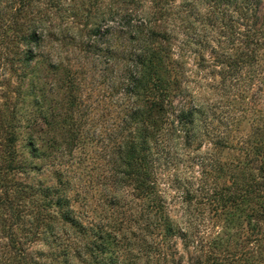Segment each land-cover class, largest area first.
<instances>
[{
	"label": "trees",
	"instance_id": "1",
	"mask_svg": "<svg viewBox=\"0 0 264 264\" xmlns=\"http://www.w3.org/2000/svg\"><path fill=\"white\" fill-rule=\"evenodd\" d=\"M200 4L210 8L200 18L209 28L201 39L198 29L190 31L188 26L172 23V0H0V72L16 74L19 86L30 74L29 86L20 99L21 113L8 112L7 102L0 111L1 186L12 185L7 180L9 173L35 171V164L17 150L21 127H25L31 157L43 161L51 157L49 148L60 146L58 138L66 145L76 138V129L65 117L58 119L59 114L49 108L41 111L38 65L68 64L63 46L67 40H75L69 36L75 23H82L85 38L118 35L124 42L119 84L126 102L125 119L105 145L110 169L104 176L105 204L112 217L97 222L75 210L76 199L53 164L54 182H17L14 189L10 187L14 197L5 199L17 264H152L156 252L164 254L166 261L169 254L174 263V254L168 252L176 244L173 237L182 239L188 255H198L194 264L204 263L200 258L203 244L195 236L198 222L191 207L195 196L191 183L184 184L182 199L188 205H181L184 212L180 219L170 214L162 185L164 171L182 163L188 148L195 145L199 150L202 145L198 139L201 108L193 104L177 109L175 104L184 102L189 88L184 54L188 48L201 54L210 46L214 54L221 48L219 56L230 67V76L239 74L256 61L258 49L264 46V20L263 0H201ZM114 51L119 52L117 47ZM49 130L54 135L42 139L40 134ZM214 144L224 146L225 141ZM258 148L264 154V147ZM196 157L193 162L202 167L214 165L206 162L204 155H198L197 161ZM247 195L234 194L233 202ZM17 230L26 231L27 248L22 247ZM38 238L43 247H35ZM208 261L206 258L204 264Z\"/></svg>",
	"mask_w": 264,
	"mask_h": 264
},
{
	"label": "rangeland",
	"instance_id": "2",
	"mask_svg": "<svg viewBox=\"0 0 264 264\" xmlns=\"http://www.w3.org/2000/svg\"><path fill=\"white\" fill-rule=\"evenodd\" d=\"M172 2V23L181 28L188 26L190 31L198 29L199 39L203 38L208 26L200 18L209 11V6L200 4L201 0ZM261 16L264 20V0ZM86 33L80 22L70 30L69 36L75 40L69 39L63 46L69 56L68 64L51 68L45 62L38 65L41 111L44 113V109L49 108L53 114H59L58 119L65 117V122L76 129L75 140L66 145L58 138L60 146L49 148L51 157L43 161L31 157L25 127H21L17 131V150L24 159L35 164V171L9 173L7 180L14 187L17 182L37 184L40 180L46 185L48 181L54 182L51 179L54 164L68 183L71 197L76 199L73 208L98 222L112 217L105 204L104 176L110 171L105 145L125 119L126 102L119 84L124 42L118 35L98 34L85 38ZM183 36L180 32L179 37ZM210 44L215 43L210 39ZM116 47L118 53L114 51ZM210 49L211 46L202 54L191 53L189 48L185 52L184 72L189 88L184 102L175 103L177 109L193 104L201 108L198 139L202 145L199 150L191 146L185 151L190 155L184 153L182 163L169 166L164 171L162 185L167 191L170 214L180 219L184 212L181 205H188L182 199L184 184L191 183L195 195L191 207L195 209L194 217L198 222L195 236L203 244L200 258L204 263L209 258L206 264H264V154L258 148L264 147V46L258 49L256 61L234 76H230V67L219 56L223 49L218 48L215 54ZM29 82L30 74L19 86L16 74L0 72V111L7 102L8 112H20L24 108L20 99ZM19 116L23 126L24 121ZM53 135L51 130L46 135L40 134L45 140ZM218 140H224V146H216L214 143ZM196 155V161L198 155H204L208 157L206 162H212L214 167H202L193 162ZM10 187L0 185V264H17L9 236V210L5 205V199L14 197ZM198 188L202 190L197 191ZM238 193L248 195L233 202L234 194ZM15 233L22 247L27 248L26 231ZM172 242L176 244L168 252L174 254V263L169 254L166 261L164 254L160 256L156 252L152 264L195 263L198 255H188L181 238L173 237ZM34 245L40 248L43 242L38 238Z\"/></svg>",
	"mask_w": 264,
	"mask_h": 264
}]
</instances>
